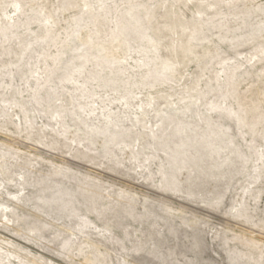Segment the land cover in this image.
Returning <instances> with one entry per match:
<instances>
[{
	"label": "rangeland",
	"instance_id": "1",
	"mask_svg": "<svg viewBox=\"0 0 264 264\" xmlns=\"http://www.w3.org/2000/svg\"><path fill=\"white\" fill-rule=\"evenodd\" d=\"M0 264H264V0H0Z\"/></svg>",
	"mask_w": 264,
	"mask_h": 264
}]
</instances>
